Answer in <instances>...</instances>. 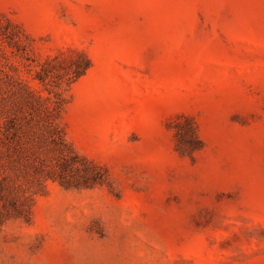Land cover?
Wrapping results in <instances>:
<instances>
[{"label": "rangeland", "instance_id": "obj_1", "mask_svg": "<svg viewBox=\"0 0 264 264\" xmlns=\"http://www.w3.org/2000/svg\"><path fill=\"white\" fill-rule=\"evenodd\" d=\"M8 59L0 264H264V0H0Z\"/></svg>", "mask_w": 264, "mask_h": 264}, {"label": "trees", "instance_id": "obj_2", "mask_svg": "<svg viewBox=\"0 0 264 264\" xmlns=\"http://www.w3.org/2000/svg\"><path fill=\"white\" fill-rule=\"evenodd\" d=\"M9 42L13 44L12 41ZM7 66V70L0 68V110L6 114L3 123L0 125V147L9 152L19 146L26 123L30 119L28 115L39 110L38 103H40L42 96L37 93V89L28 79L22 78L17 73L18 66L13 61L8 59ZM88 67L89 63L78 75L82 74ZM33 79L44 82V78L38 71ZM49 99L52 102L45 108L42 107L44 111L43 120L47 131L54 137V142H57V139H64L62 129L53 120L60 105L58 101Z\"/></svg>", "mask_w": 264, "mask_h": 264}]
</instances>
